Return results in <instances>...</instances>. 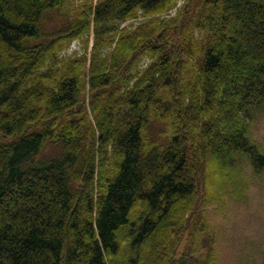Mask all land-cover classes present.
<instances>
[{
    "label": "trees",
    "instance_id": "16d2710c",
    "mask_svg": "<svg viewBox=\"0 0 264 264\" xmlns=\"http://www.w3.org/2000/svg\"><path fill=\"white\" fill-rule=\"evenodd\" d=\"M262 107L264 0H0V264H215Z\"/></svg>",
    "mask_w": 264,
    "mask_h": 264
},
{
    "label": "rangeland",
    "instance_id": "374dc122",
    "mask_svg": "<svg viewBox=\"0 0 264 264\" xmlns=\"http://www.w3.org/2000/svg\"><path fill=\"white\" fill-rule=\"evenodd\" d=\"M63 18L53 13L48 23V29H53L62 24ZM78 44L74 42L69 49L71 52L77 49ZM88 100V91L86 92ZM250 134L254 140L264 148V107L257 111ZM248 166L243 163V167ZM241 168V165L240 167ZM238 168V169H239ZM244 172L237 176V182L224 179V186L229 195L220 196L219 201L208 203L203 210V217H199L202 230H200L198 243L192 255H203L207 259L209 254L215 264H264V176L263 174H252L251 167H245ZM237 171V168H236ZM249 181L246 190H243L244 179ZM238 183V184H237ZM200 178V188L205 193V185ZM237 184V187H236ZM202 185V186H201ZM210 188L217 190L218 180L213 177ZM241 191L244 193L241 194ZM193 219L186 223L185 230L178 237L180 245L175 249L178 255L184 251L189 242V234L197 229L191 226ZM196 225H199L196 223ZM196 227V226H195ZM202 231V232H201ZM205 243V244H204ZM155 248L146 251V263L156 264L159 256L154 254ZM207 262V260H206Z\"/></svg>",
    "mask_w": 264,
    "mask_h": 264
}]
</instances>
